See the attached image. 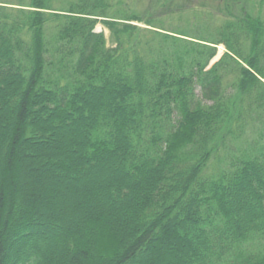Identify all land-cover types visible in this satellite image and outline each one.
I'll return each mask as SVG.
<instances>
[{
    "label": "trees",
    "instance_id": "obj_1",
    "mask_svg": "<svg viewBox=\"0 0 264 264\" xmlns=\"http://www.w3.org/2000/svg\"><path fill=\"white\" fill-rule=\"evenodd\" d=\"M120 3L0 0V264H264V21Z\"/></svg>",
    "mask_w": 264,
    "mask_h": 264
},
{
    "label": "rangeland",
    "instance_id": "obj_2",
    "mask_svg": "<svg viewBox=\"0 0 264 264\" xmlns=\"http://www.w3.org/2000/svg\"><path fill=\"white\" fill-rule=\"evenodd\" d=\"M122 8H129L138 12L146 23H132L143 30L189 31L194 28H221L227 20H231L223 10L224 0H118ZM239 8L233 9L235 14L244 8L252 17H261L264 21V0H239ZM26 2V1H25ZM239 15V14H238ZM152 26V27H151ZM155 27V28H153ZM96 32H103L108 40V31L101 24H97ZM108 46L110 42L108 40ZM225 53V48L218 46L215 63ZM199 96V95H198ZM215 166V161L209 165V170Z\"/></svg>",
    "mask_w": 264,
    "mask_h": 264
}]
</instances>
